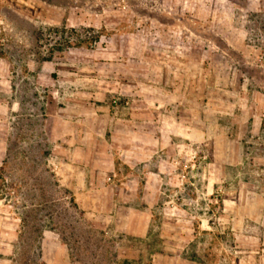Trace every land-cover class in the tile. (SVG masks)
Wrapping results in <instances>:
<instances>
[{"label": "rangeland", "instance_id": "374dc122", "mask_svg": "<svg viewBox=\"0 0 264 264\" xmlns=\"http://www.w3.org/2000/svg\"><path fill=\"white\" fill-rule=\"evenodd\" d=\"M49 59L76 66L77 84L88 91L93 74L104 87L123 82L130 93L120 88L114 97L121 113L126 97V109L140 105L150 117L143 130L156 137L140 145L146 155L160 145V219L143 242L93 227L45 141L26 139L41 120L24 115L0 170L1 213L23 215L16 264H43L45 229L60 234L78 264H123L119 244L140 247L147 263L167 245L210 264L248 255L235 246L228 213L234 199L253 197L264 214V0H0V81L11 80L27 112L50 101L37 72ZM256 224L263 230L262 218Z\"/></svg>", "mask_w": 264, "mask_h": 264}, {"label": "crops", "instance_id": "0c3cea01", "mask_svg": "<svg viewBox=\"0 0 264 264\" xmlns=\"http://www.w3.org/2000/svg\"><path fill=\"white\" fill-rule=\"evenodd\" d=\"M97 51L93 49V54ZM128 60L129 56L122 58L121 64L125 69L121 76L124 80L131 74ZM58 64L56 66L49 59L41 63L40 69L37 68L38 76L52 94L49 103L39 112H27L30 109L24 107L14 93L10 79L0 81V170L5 167L11 140L17 136L18 117L39 118L41 129H31L26 139L40 138L45 141L56 159L54 167H57V173L62 174L65 186L70 189L68 196L84 210L93 227L114 229L122 240L146 241L155 222L160 219L156 210L160 200L156 168L160 167H156L155 159L160 145L157 150L153 147L148 155L145 154V145H140V141L144 143L146 137H156V132L143 130L144 124L151 122L147 120L150 117L135 109L136 106L142 109L140 105L126 109L125 104H130L126 97H123L121 113L114 97L120 88L122 93H130L123 82L122 86L104 87L93 74V92L88 91L77 84L74 76L77 74L76 66ZM114 74L110 73L109 76ZM66 82L73 84L70 85V93L65 90ZM23 136L20 134L19 139L24 140ZM151 160L152 168L146 164ZM120 170L122 174L119 180H108L112 173ZM258 202L253 197L234 199L237 205L228 213L235 230V246L239 248V253L248 254L243 258L239 255L234 264H258L259 254L264 264V228L260 231L256 224L261 218L264 220V214L259 213ZM0 204H3L1 199ZM1 211L3 209L0 207V264H16L24 228L21 225L23 215L21 212L13 215L11 211L7 216ZM42 237L43 264H78L70 257V248L61 240L58 232L45 229ZM117 248L123 253L120 255L123 264H210L182 256L183 247L167 245L162 251H155L149 263L140 255L143 252L140 247L119 244ZM127 257L136 259L125 261Z\"/></svg>", "mask_w": 264, "mask_h": 264}]
</instances>
